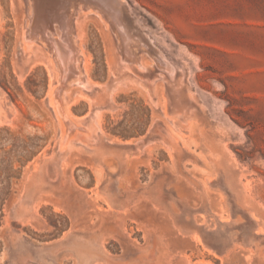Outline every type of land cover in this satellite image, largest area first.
<instances>
[{
	"label": "rangeland",
	"instance_id": "obj_1",
	"mask_svg": "<svg viewBox=\"0 0 264 264\" xmlns=\"http://www.w3.org/2000/svg\"><path fill=\"white\" fill-rule=\"evenodd\" d=\"M94 1L0 0V264H264V0Z\"/></svg>",
	"mask_w": 264,
	"mask_h": 264
},
{
	"label": "bare ground",
	"instance_id": "obj_2",
	"mask_svg": "<svg viewBox=\"0 0 264 264\" xmlns=\"http://www.w3.org/2000/svg\"><path fill=\"white\" fill-rule=\"evenodd\" d=\"M42 0H37V6H38V15L34 20V26L36 29V34L40 35V39L43 40V42L52 47V50L54 52H56L57 57L59 59V61L62 62H66V60H69L70 65L68 66L70 68V75H69V80L67 82V85H69L70 83L72 84V81L76 80H80L82 79V72L80 70L79 67V55L77 56V52L74 41L71 39V37L73 36H69V21H71L69 19V15H70V11H69V6L71 5H75L76 2H78V0H45V2H41ZM91 1V0H90ZM97 1V0H96ZM94 1V2H96ZM99 1V0H98ZM103 1V0H101ZM118 1V0H117ZM120 1V0H119ZM108 2V1H107ZM98 3V2H97ZM114 3V2H112ZM65 4H67L66 8H62V6H64ZM95 4V3H94ZM101 4V3H100ZM98 4V5H100ZM103 4V2H102ZM101 4V6H102ZM111 4V3H108ZM116 4V3H114ZM97 5V4H96ZM104 5V4H103ZM106 5V4H105ZM119 5V4H118ZM78 6V4H77ZM114 6V5H113ZM112 6V7H113ZM116 6V5H115ZM65 7V6H64ZM93 7H95L93 5ZM77 8V7H76ZM92 8L89 4L88 1L87 3L83 4L82 9L86 10V9H90ZM105 8V7H103ZM109 8V7H108ZM107 8V9H108ZM111 8V7H110ZM109 8L110 12H112V10ZM106 9V10H107ZM123 9V7H122ZM78 10V9H77ZM93 10V9H92ZM120 10V9H119ZM83 11V10H82ZM91 11V10H90ZM96 11V10H94ZM69 12V13H68ZM103 12V10L101 11ZM116 12V11H115ZM122 12V11H120ZM74 13V12H73ZM85 12H83L84 14ZM89 13V12H88ZM109 14V13H108ZM114 14V13H113ZM119 14V13H118ZM118 14H116V17L114 15H112V20L114 21V17H115V26L121 31L119 33H121V35H123V39L126 43H128L130 41V35H129V31L125 25V23L119 18ZM85 15V14H84ZM102 15V14H101ZM121 15V14H120ZM110 15H108L109 17ZM76 18V17H75ZM69 24V25H68ZM115 28V31L116 29ZM118 30V31H119ZM131 34V33H130ZM32 35V34H31ZM122 37V36H121ZM32 38V37H31ZM138 38V37H135ZM123 39H122V43H123ZM35 41V40H34ZM39 41V40H38ZM141 41V40H140ZM34 43V42H33ZM42 43V42H41ZM37 44V43H36ZM43 44V43H42ZM44 44V45H45ZM134 45V44H133ZM131 46V45H130ZM133 47V46H132ZM69 49V50H68ZM51 50V51H52ZM68 50V51H67ZM50 51V50H49ZM50 51V52H51ZM128 51V50H127ZM72 52V53H71ZM52 53V52H51ZM138 56V55H137ZM56 57V58H57ZM57 59V60H58ZM61 62V63H62ZM60 63V65H61ZM59 65V66H60ZM63 67L64 64L62 63ZM61 68V67H60ZM63 69V68H62ZM61 69V70H62ZM66 69V68H65ZM64 69V71H65ZM68 70V69H67ZM63 73V71H62ZM66 75V74H65ZM60 76H63L60 75ZM66 77V76H65ZM60 88V86H59ZM60 90V89H59ZM60 93V92H59ZM58 93V94H59ZM62 96L64 95H60V97H58L57 101H58V107L60 109V112L62 113V115L67 117V107H66V103L63 100ZM56 101V103H57ZM69 118V117H68ZM70 120V119H69ZM72 122V121H71ZM75 124V123H74ZM71 127V126H70Z\"/></svg>",
	"mask_w": 264,
	"mask_h": 264
}]
</instances>
